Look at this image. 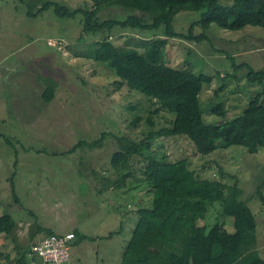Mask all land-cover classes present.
<instances>
[{
  "label": "rangeland",
  "instance_id": "374dc122",
  "mask_svg": "<svg viewBox=\"0 0 264 264\" xmlns=\"http://www.w3.org/2000/svg\"><path fill=\"white\" fill-rule=\"evenodd\" d=\"M45 1L0 0V216L10 214L16 221L12 231L0 233V264H19L47 229L73 235L70 254L76 263L119 264L138 208L150 206L152 198L146 181L138 179L144 174V160L138 157L120 168L112 166V154L120 148L118 137L141 139L153 127L169 125L174 114L161 106L153 114L152 126L147 118L159 101L130 89L115 70L85 55L101 34L84 32L82 13L59 16L52 6L28 15V4L34 3L37 11ZM54 1L71 9L92 4V0ZM201 11L179 12L174 29L187 32ZM100 16L121 20L126 13L109 7ZM163 29L116 25L113 40L143 50L150 40L166 36ZM201 31L196 26L195 32ZM207 34L210 40L171 36L166 61L212 77L202 89L201 109L207 123L219 124L241 113L262 90L260 83L247 79L248 68L236 69L222 50L233 55L236 64L264 69V28L246 25L232 30L211 24ZM51 80L55 95L47 101L42 93ZM218 102H223L224 115L213 111ZM101 138L94 147L79 145L69 151L81 140L92 143ZM152 150L165 160L188 158L205 178L220 177L218 166L231 173L224 181L230 185L238 181L240 198L256 214L258 248L264 257V202L255 196L264 179V151L251 152L220 139L215 151L202 155L182 135L156 137ZM126 170L134 173L135 184L109 187L111 179L125 180ZM13 175L18 200L12 192ZM210 214L209 222L234 230V219L222 213L220 202L211 205ZM75 228L91 238L77 242Z\"/></svg>",
  "mask_w": 264,
  "mask_h": 264
},
{
  "label": "trees",
  "instance_id": "16d2710c",
  "mask_svg": "<svg viewBox=\"0 0 264 264\" xmlns=\"http://www.w3.org/2000/svg\"><path fill=\"white\" fill-rule=\"evenodd\" d=\"M34 6V3L28 4V15H38L52 6L59 16L74 17L82 13L84 32L101 34L100 40L89 44L90 51L85 55L115 70L123 80L121 82L130 89L159 101L160 105L147 118L152 126L155 124L153 114L161 106L174 114V118L170 119L171 125L159 129L153 127L141 139L128 135L118 137L120 148L112 154V166L120 168L138 157L144 160V174L138 179L146 181L147 191L152 198L150 206L138 208L136 225L119 264H264V257L258 248L256 214L248 201L240 198L242 188L238 181L232 185L224 181L225 175L231 173L218 166L220 177L205 178L190 166L188 158L165 160L152 150L154 138L182 135L189 138L202 155L215 151L220 139L228 145L244 146L251 152L264 151V69L257 70L246 62L236 64L235 57L221 49L227 53L236 69L247 67V79L260 83L262 90L254 94L243 111L234 118L212 124L204 120L201 109L202 89L212 81V77L166 61L171 36L210 40L207 30L211 24L232 30L246 25L264 28V0H92L91 7L77 9L47 0L37 11ZM109 7L121 8L126 13L125 19H103L100 13ZM199 9H203L200 19L192 23L187 32L174 29L173 22L179 12ZM116 25L134 29L163 27L166 36L155 37L140 50L113 40ZM196 26H200L202 31L195 32ZM54 95L55 81L51 80L43 90L42 97L50 101ZM213 111L224 115L223 102H218ZM101 141L102 138L92 143L81 140L69 151L79 145L94 147ZM14 175L10 181L14 197L18 200ZM123 175L125 180L120 181L119 177L111 179L109 187L135 184L134 173L126 170ZM263 184L264 179L258 185L255 196L264 202ZM216 201L221 203L223 214L233 217V231H228L224 223L212 224L208 221L211 216L208 211ZM128 205L133 208L131 202ZM15 224L12 215H1L0 233L12 231ZM54 232L47 229L44 236ZM73 234L77 242L91 238L78 228L74 229ZM27 261L26 255L18 259L19 264H26Z\"/></svg>",
  "mask_w": 264,
  "mask_h": 264
},
{
  "label": "built area",
  "instance_id": "2783aa9c",
  "mask_svg": "<svg viewBox=\"0 0 264 264\" xmlns=\"http://www.w3.org/2000/svg\"><path fill=\"white\" fill-rule=\"evenodd\" d=\"M72 236L55 232L43 236L33 245L26 264H75L70 254Z\"/></svg>",
  "mask_w": 264,
  "mask_h": 264
},
{
  "label": "crops",
  "instance_id": "0c3cea01",
  "mask_svg": "<svg viewBox=\"0 0 264 264\" xmlns=\"http://www.w3.org/2000/svg\"><path fill=\"white\" fill-rule=\"evenodd\" d=\"M71 260H72V262L75 263V264H87V263H84V262H77V263H76V262L74 261L75 259H73L72 256H71Z\"/></svg>",
  "mask_w": 264,
  "mask_h": 264
}]
</instances>
